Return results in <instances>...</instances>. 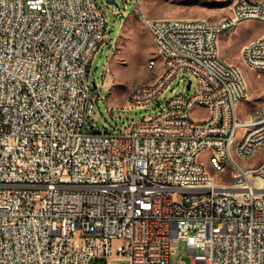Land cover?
I'll return each instance as SVG.
<instances>
[{"label": "built area", "instance_id": "2783aa9c", "mask_svg": "<svg viewBox=\"0 0 264 264\" xmlns=\"http://www.w3.org/2000/svg\"><path fill=\"white\" fill-rule=\"evenodd\" d=\"M136 13L166 69L128 98L160 111L114 135L93 120L89 68L108 29L98 0H0V264H170L180 242L191 264H264V161L241 163L264 151V105L240 118L248 88L219 51L241 24L264 26V1L235 0L214 22ZM241 56L264 76V29ZM179 75L193 94L158 103ZM206 151L231 184L206 174Z\"/></svg>", "mask_w": 264, "mask_h": 264}, {"label": "rangeland", "instance_id": "374dc122", "mask_svg": "<svg viewBox=\"0 0 264 264\" xmlns=\"http://www.w3.org/2000/svg\"><path fill=\"white\" fill-rule=\"evenodd\" d=\"M98 0L108 18V29L100 50L95 54L89 68V83L94 95L101 94L95 103L93 120L102 130L114 135L123 133L130 125L151 119L159 114L155 104L134 107L129 104V93L137 86L154 82L163 72V64L155 46L153 36L143 25L136 13L138 0ZM264 1V0H252ZM145 16L151 19H206L219 21L231 13L235 0H141ZM264 26L257 21L241 24L233 35H224L219 41L220 57L237 67L243 74L248 88V101L239 108L242 120L250 117L248 107L255 110L264 105V76L248 68L242 60L241 51L248 43L258 39ZM156 61L155 69L150 62ZM192 81L191 88L187 85ZM95 86L97 87H94ZM185 86V94H193L195 78L179 75L158 99L165 103L179 95ZM206 110L196 112L193 118L205 117ZM210 152L201 154L200 161L205 170L218 184L232 183L231 169L216 171L210 163ZM264 161V151L249 160H241L244 166H256ZM199 254L201 252H198ZM191 264L187 245L180 242L170 257V264ZM91 264H130L126 258H116L110 262L94 260Z\"/></svg>", "mask_w": 264, "mask_h": 264}, {"label": "bare ground", "instance_id": "6f19581e", "mask_svg": "<svg viewBox=\"0 0 264 264\" xmlns=\"http://www.w3.org/2000/svg\"><path fill=\"white\" fill-rule=\"evenodd\" d=\"M140 2H141V0H138V3H140ZM152 20H154V21H162V19H152ZM184 22H191V19H184ZM147 30L153 36V40H154L155 46H156V48L158 50L159 55H161V46L159 45V36H158L157 32L156 31H150L149 29H147ZM160 58L162 60V57H160ZM242 60H243V62L245 63V65L248 68L252 69L248 56H242ZM162 64H163V71H164V69H166V60H162ZM156 66H157V62L156 61H151L149 68L153 70V69L156 68ZM240 73L242 75V81H245L241 71H240ZM150 85H156V80L154 82H152V83H149V84L139 85L136 88L149 87ZM128 101H129V104H131V98H128ZM241 104L242 103H239V108H240ZM249 122H256V115H250ZM254 134H255V127L244 128V135H254ZM244 149H245V139H238L237 141H234V152H242ZM210 163H211L212 167L216 171H218V168L216 167V162H214L212 157H210ZM222 170L223 169H219V171H222ZM206 174H209V173L206 171ZM214 181H216L215 178H214ZM216 183H217V181H216Z\"/></svg>", "mask_w": 264, "mask_h": 264}, {"label": "water", "instance_id": "95a60500", "mask_svg": "<svg viewBox=\"0 0 264 264\" xmlns=\"http://www.w3.org/2000/svg\"><path fill=\"white\" fill-rule=\"evenodd\" d=\"M107 2H108V4H111V5L114 4V1L107 0ZM94 87H96L95 84H94ZM188 88H190V84L188 85ZM94 133H100V131L95 130Z\"/></svg>", "mask_w": 264, "mask_h": 264}, {"label": "crops", "instance_id": "0c3cea01", "mask_svg": "<svg viewBox=\"0 0 264 264\" xmlns=\"http://www.w3.org/2000/svg\"><path fill=\"white\" fill-rule=\"evenodd\" d=\"M185 19H191V18H185ZM162 61V60H161Z\"/></svg>", "mask_w": 264, "mask_h": 264}]
</instances>
